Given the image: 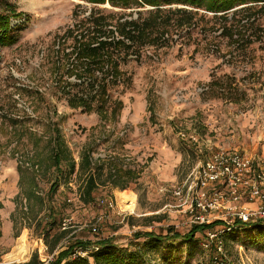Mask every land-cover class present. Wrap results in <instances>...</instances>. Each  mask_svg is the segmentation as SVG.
I'll list each match as a JSON object with an SVG mask.
<instances>
[{
	"label": "rangeland",
	"instance_id": "1",
	"mask_svg": "<svg viewBox=\"0 0 264 264\" xmlns=\"http://www.w3.org/2000/svg\"><path fill=\"white\" fill-rule=\"evenodd\" d=\"M93 8L112 15L113 21L129 18V12L135 18L141 10L85 0H0V15L19 13L9 19L15 41L0 43V264L23 263L33 253L47 262L75 239L109 237L118 247L134 250L129 243L144 240H134L138 231L185 234L192 224L219 220L231 225L237 212L254 211L259 204L248 189L232 199L226 184L188 186L191 173L217 151L247 155L252 175L264 178V8L252 11L254 24L239 30L244 42L235 29L231 36L223 31L232 22H245V13L231 19L240 6L228 10L225 21L187 5H162L171 10L160 15L163 24L179 16L174 10L179 8L192 11V22L164 27V39L137 54H119L116 82L106 68L82 76L106 84L105 120L94 103L86 111L69 100L76 90L70 87L77 82L75 71L83 67L73 53L77 26L87 24L83 22ZM117 101L121 108L113 117L110 108ZM51 124L57 125L76 164L89 150L94 159L133 171L127 192L99 186L94 201L85 204L79 199L85 172L78 169L47 200L49 176L32 159L42 152ZM18 165L34 173L37 195L44 199L34 218L22 195L17 196ZM213 192L223 207L194 209L201 194L206 193V201ZM119 193H128L133 206L123 207ZM200 215L204 222L196 220ZM18 242L26 246V254L11 261ZM143 255V264H264V219L229 228L217 225L188 241L162 242Z\"/></svg>",
	"mask_w": 264,
	"mask_h": 264
},
{
	"label": "trees",
	"instance_id": "2",
	"mask_svg": "<svg viewBox=\"0 0 264 264\" xmlns=\"http://www.w3.org/2000/svg\"><path fill=\"white\" fill-rule=\"evenodd\" d=\"M94 4H103L107 2L111 8L119 9H141L136 11V17L133 18L132 13L126 14L129 18L119 17L113 21L112 15H104L102 9L93 8L87 19L83 23H87L84 27L77 26V34L73 53L76 54V61L83 65L81 71L76 70L75 76L77 82L70 85L71 88H76L75 92L70 96V104L82 107L83 110L90 111L93 107L97 111L101 120L106 119L108 109V101L106 96V84H98L95 77H82L93 75L95 70L102 68L108 69L109 76L113 81L119 80L120 71L118 70L117 56L123 54H137L141 49L155 45L160 38L164 39L167 26L182 28L188 22H192L190 17L193 13L186 9H174L175 19L168 18V21L163 24L164 20L160 15L164 12H170V9L162 10V5L182 4L193 8L201 9L206 12L214 13L213 16H220L227 21L225 13L240 6L231 12L233 16L240 13L248 14L243 24L237 20L230 28L223 31L230 36L235 35L233 29L239 34V30L245 26L254 24L255 18L251 20V12L257 9L264 8V0H85ZM149 7L150 9H146ZM164 11V12H163ZM9 15H0V43L9 44L15 41L11 36L9 29V19L11 16H19V13L8 11ZM217 13H223L218 14ZM21 15V14H20ZM147 15V16H144ZM203 16V15H202ZM184 17H187L185 19ZM214 17V18H215ZM124 18V19H123ZM234 20V19H233ZM232 20V21H233ZM239 23V24H236ZM165 25V26H164ZM165 27V28H164ZM264 32V31H262ZM162 36V37H161ZM231 38V37H230ZM237 38L242 40L243 35H237ZM237 42V39L233 40ZM246 42V40H243ZM249 41L248 43H251ZM247 43V44H248ZM236 46V47H237ZM235 47V48H236ZM74 68V67H72ZM86 74V75H85ZM102 78V77H101ZM104 80V79H100ZM115 104V105H114ZM114 107L110 108V115L116 116L117 111L121 108V102L113 103ZM42 152L36 151L33 156V164L39 165L44 171V174L49 176L50 186L47 192V200H52V197L59 189L60 185L68 182L70 177L81 170L85 172V178L80 186L79 199L81 202L88 204L94 201L95 191L99 186H108L110 189L117 188L119 190L126 189L129 185V180L134 174L129 169L114 167L108 159L97 158L90 156L89 150H84L81 154V159L78 164L75 163L68 146L66 145L60 130L56 124H51L48 127L46 141L42 143ZM19 173V195H22L25 200L27 211L36 217L44 207V199L39 197L36 192V182L34 173L24 172L20 165L17 166ZM26 179L23 186L22 181ZM123 192H127L124 190ZM128 194V193H126ZM29 217L26 216V219ZM54 219H50V222ZM47 223H45L46 225ZM40 225V223H38ZM217 225L230 226L244 225L240 220H233L231 225H227L222 221H213L210 223L192 224L190 229L185 234L172 232L168 229L166 234L160 235L152 232H140L134 234V240L144 237L142 242L129 243V246H135L134 250L129 247H118L112 238H99L95 240L75 239L69 243L65 249L59 251L49 261L43 262L38 258L36 253H33L28 261L19 264H143L144 251L154 250L156 247L168 240H191L195 233L210 230L213 231ZM43 228L45 227L42 225ZM47 231H43L46 236ZM18 235V234H17ZM16 235V236H17ZM214 249L211 245L210 250ZM80 251V252H78ZM87 253L85 256L82 253Z\"/></svg>",
	"mask_w": 264,
	"mask_h": 264
},
{
	"label": "built area",
	"instance_id": "3",
	"mask_svg": "<svg viewBox=\"0 0 264 264\" xmlns=\"http://www.w3.org/2000/svg\"><path fill=\"white\" fill-rule=\"evenodd\" d=\"M252 173V160L247 155L217 151L212 153L191 173L193 180L188 189L191 190L197 185L200 188H205L209 185L222 183L228 186L232 199L238 198L242 188L244 190L248 189L250 198H256L259 204L254 211L237 212L235 219L240 220L242 223L248 222L252 218L264 219V203H262L264 201V178L260 174L254 176ZM205 194H201V197L195 200L194 209L205 212L223 207V202H217V192H213L208 196L206 201ZM107 205L111 207L112 203L107 202ZM196 220L204 222V216H197ZM91 230L96 232L97 229L93 226ZM215 236H217L216 233L210 234L211 238Z\"/></svg>",
	"mask_w": 264,
	"mask_h": 264
},
{
	"label": "bare ground",
	"instance_id": "4",
	"mask_svg": "<svg viewBox=\"0 0 264 264\" xmlns=\"http://www.w3.org/2000/svg\"><path fill=\"white\" fill-rule=\"evenodd\" d=\"M119 202L123 205V207H132L133 206V200L131 196H128L124 193H119ZM26 254V246L22 242H18V244L13 249L12 255H11V261H17L22 259Z\"/></svg>",
	"mask_w": 264,
	"mask_h": 264
}]
</instances>
